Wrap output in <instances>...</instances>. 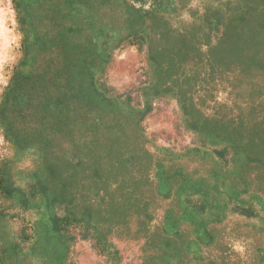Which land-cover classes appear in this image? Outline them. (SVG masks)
<instances>
[{"label": "trees", "instance_id": "trees-1", "mask_svg": "<svg viewBox=\"0 0 264 264\" xmlns=\"http://www.w3.org/2000/svg\"><path fill=\"white\" fill-rule=\"evenodd\" d=\"M16 1V6L19 5L18 10L22 12L24 19L22 24H24L25 33L27 34L25 47L28 59L24 62V68H30L34 65L31 67V71L26 70L30 72L24 70L23 73L15 74V77L19 76L21 78L22 83L29 80L33 84L27 87L30 103L22 108V112L26 113L30 110L31 113H37L42 118L40 124L36 125V130L31 134L28 132L26 138L30 140L31 145L38 146L42 152L41 159L47 160V166L44 164V173L37 168L26 173L25 176L30 180V185L24 194V199L21 201L24 209L31 211L33 209L43 210L42 221L44 222L40 221L39 224L32 226V232L36 233L38 237L44 234V241L40 247L37 246L38 250L36 252L33 251V257L39 258V256L42 257L40 254H43V257L46 258L37 261V263L66 264L68 239L62 231V227L67 217H70L77 222L86 224L96 234L98 240L107 247L106 251L109 253L110 249H113V254L117 257L121 258V254L115 246L110 244L112 234L124 231L121 229L128 228L131 221H137L138 229L143 231L145 244L148 243L150 247L146 264H205V250L215 247L221 239V234H212L210 228L225 223L222 221L224 207L222 204L211 207L209 205L210 201L204 199V196H206L205 191L210 194L212 189H223L231 201H249L254 206H256L255 201H258V196L251 193L249 181L243 174L252 161L248 152L243 148V142L235 141L231 136L223 134L217 129L219 126L206 125V123L191 119L185 107V96L179 92L180 90L159 82L160 72L157 67V60L150 52V58L156 64L157 93L167 92L178 99L188 127L203 139L206 143L205 147L213 148L212 151L205 152L202 147H196L185 154H176L158 149L154 155H158L160 158H156L146 147V144L149 145L150 141L146 139L140 129V115L135 117V121L133 120L132 135L135 138L128 137V126L114 120V114L117 117V115L123 113V110L118 103L112 100L111 95L107 93L96 77L106 66L107 56L105 51L107 49H115L124 41L137 35L147 36L149 43L153 31V19L174 13L176 0H160L159 2H157L158 0H132L139 5L151 3L150 8L146 11L143 6L135 7L131 0ZM112 7L121 10L125 15L120 23L114 19L115 17L108 22L100 19V10H107ZM238 8L239 6L227 2L221 9L217 8L209 11L211 19L220 16L226 21V38L234 32L233 21L238 22L237 29L241 28V30L249 33V28L253 27L255 32H259L256 25L250 22V12L248 10L247 12L244 10L242 14L229 17V12L235 14ZM42 19L44 20V37L43 34H40ZM52 19H57V24L62 26V30L66 32V39L51 44L52 38L55 37L52 33V27L48 25L50 23L48 20ZM103 37L105 39H102ZM93 38H98V40L94 39L95 42H92L91 39ZM87 46L93 49L92 56L81 62V58L78 59V56L72 54V49ZM43 55L44 58H42ZM40 60L43 61V66L48 65L50 71L54 69V73L50 72L51 74L48 76L44 71V78L33 79L32 75L36 72V63ZM78 63L86 64V70L90 72L88 78L92 90L89 93L101 97L100 100L104 101V107L101 108L99 104L102 103H97L86 90L77 91L76 79H80L79 75L81 74L75 72V68L71 65L74 66ZM54 77H58L60 81L65 79L63 87H66L69 93H65L66 95L62 98H56L54 102H48L44 88L47 87V83H54ZM45 79L47 81H44ZM58 87H60L59 84ZM87 94L88 99H86ZM54 96L52 93L51 97ZM66 96L70 99L68 102ZM76 97H79V99L84 97L86 101L88 100L86 103L88 110L93 107V111L100 109L105 113L104 120L107 119L105 125L103 123H91V121L84 123L82 126L78 125V122H67L69 110L66 108V104H74L76 107ZM92 98L95 102H91ZM12 100L14 101L10 93L5 103L8 105ZM9 122L8 128L16 129L15 122L13 120ZM0 128L4 131L5 126L2 121H0ZM102 128L107 129L109 136L104 131H100ZM113 128H116V132L113 131ZM67 130H70V133H65ZM78 130L82 133L81 135H79ZM9 139L10 136L8 135ZM222 144L226 145L223 151L215 149L217 145ZM224 152L232 153L230 159L232 163H229V160L224 163ZM197 153H201V158H210L217 168L212 169L201 178L191 177L181 169L159 174L156 172L149 178L146 177V183L148 184L149 179L154 180L158 186L154 187L153 193L171 202L165 211L164 221L171 213L174 216L175 211L172 208L174 204L181 207L182 202L183 204L189 202V194H192L190 187L197 186L196 193L201 195V199L203 196L204 210L202 217H200L201 221L197 223L203 243L197 240L171 237L173 235L168 233L165 225H163L164 222L156 227V219L150 214V204L147 202L139 204L132 201L130 205L124 208L125 205L122 203L123 199H126L124 193L136 196V192H132L128 188L129 186L132 187L131 184H136V182L133 183L132 179L139 181L135 177L153 169L161 170L164 162L181 161L186 158L192 159ZM72 159H75L76 162H72ZM232 168L235 174L230 175L228 172ZM2 182L0 179V189ZM120 183L121 187L119 188L117 185ZM173 183L177 189L173 187ZM124 184L128 187H125ZM163 186L168 188L164 193L161 191ZM53 187L58 188V192L53 199H49L48 192ZM180 189H185L187 192H184V194L179 193L178 190ZM15 190L14 186H8L5 192L14 193ZM89 196L91 199L87 202ZM91 201L95 202L96 206H93ZM58 206H62L64 209L65 215L63 217L59 216L57 212ZM138 210L144 213L140 220L136 215ZM262 210L264 211L263 207ZM186 216L192 218V220L195 219L190 213ZM214 221L218 224L213 227L210 224ZM43 225L44 229H42ZM51 240L55 241L56 246L49 243ZM46 242L49 244L47 246L49 249L44 247ZM195 245L198 246V249ZM19 250L18 246H15V242L7 250L8 258H14L11 264H21L23 262L17 257L20 256ZM195 250H197V252H194L195 254L200 252V258L192 256V252ZM184 251L188 254L186 257L182 256ZM259 253H262V262H264V249H260ZM207 264L219 263L217 260L211 259Z\"/></svg>", "mask_w": 264, "mask_h": 264}, {"label": "rangeland", "instance_id": "rangeland-1", "mask_svg": "<svg viewBox=\"0 0 264 264\" xmlns=\"http://www.w3.org/2000/svg\"><path fill=\"white\" fill-rule=\"evenodd\" d=\"M16 3V0H0V121L5 126L4 131L0 128V179L3 181L0 189V264H11L14 258H8L7 250L12 247L14 242L20 243L22 236L29 235L32 232L31 223L35 221V215L31 214V210L24 209L21 205L24 194L30 185V180L25 175L28 171L36 168L44 173V164L47 166V160L41 159L42 152L38 146L31 145L29 143L30 140L26 138L28 137V132L31 134L36 130V125L40 124L42 118L37 113H31L30 110L26 113L22 112V108L30 103L27 87L33 84L29 80H25L22 83L21 78L19 76L15 77V74L23 73L24 70L31 71V67L34 65L30 68H24V62L28 59L25 47L27 34L25 33L24 24H22V21H24L22 12L18 10L19 5L16 6ZM132 3L135 7H140L138 3L136 4L133 1ZM145 6L149 7L150 5L147 4ZM144 9L145 11L148 10V8ZM99 14L100 19H104L107 22L115 17L114 19L120 23L122 18L125 17L121 10H117L115 7L107 10L102 9ZM56 20H48L50 21L48 25L52 27V33L55 37L52 38L51 44L55 43V41L61 42L66 39V32L62 30V26L57 24ZM40 34H43L44 37L43 19ZM94 39L98 40V38H93L91 41L95 42ZM102 39L105 38L103 37ZM92 50L88 46L77 47L74 50L72 49V54L78 56V59L81 58L82 62L92 56ZM150 52L148 37L144 35L132 36L117 48L105 51L107 56L106 66L96 77L102 87L111 95L112 100L118 103L123 110V113L117 115V117L114 114V120L117 123L128 126L127 135L130 137L132 136V125L136 120L135 117L140 115V129L146 139L150 141V144H146V147L152 153H157L158 149H162L176 154H185L196 147H202L205 152L212 151L213 148L205 147L206 143H204L203 139L198 137L188 127L178 99L167 92L157 93L156 64L152 62ZM42 58H44V55ZM41 60L36 63V72L32 75L33 79L44 78L45 73L48 76L51 74L50 72L54 73V69L50 71L48 65L43 66V61ZM71 66L75 68V72L81 74L79 75L80 79H76L77 91H81V89L86 90L88 93L92 91L88 78L90 72L86 70V64L78 63ZM44 81L47 80L45 79ZM53 81V84L47 83V87L44 88L48 102H54L56 98H62L66 95L65 93H69L66 87H63L65 79L60 81L58 77H54ZM58 84L60 87L57 88ZM57 89L58 91H56ZM10 93L14 101L12 100L7 105L5 102ZM52 93L55 95L54 97H51ZM90 96L97 103H102L99 104L101 108L104 107V101L100 100L101 97L98 96V98L92 94ZM66 98L68 102L70 99L67 96ZM86 99H88V94ZM86 99L84 97L80 99L76 97V107L71 103V105L69 103H67L68 105L66 104V108L69 110L67 122H78V125L81 126L90 121L91 123H103L105 125L107 121V119L104 120L105 113L100 111V109L93 111V107L88 110L86 107L88 100L86 101ZM94 99L91 102H95ZM11 120L15 122L16 129L8 128ZM100 131H104L109 136L107 129L102 128ZM113 131L116 132V128H113ZM67 132L70 133V130L65 133ZM78 133L79 135L82 134L79 130ZM8 135L10 136L9 140ZM200 159L204 160L205 158L200 157ZM193 161L190 160L187 163L189 170L195 173L200 171L197 173H201L202 176L207 175L208 165L206 166L200 160ZM72 162H76V160L72 159ZM228 162L232 163V160ZM8 186H14V189L16 188L15 192L6 193L5 189ZM57 189L53 187L52 190H49V199H53L57 195ZM166 190L168 188L164 186L161 189L162 193L166 192ZM221 194V192L216 193L215 197L219 199ZM87 199L86 201L89 202L90 196ZM191 201L189 199V202ZM91 203L96 206L95 202L91 201ZM256 207L258 216H260L261 210L258 206ZM159 211L162 213L156 217V227L162 224L163 221L164 210L161 208ZM57 212L61 217L65 215L62 206L57 207ZM235 220H229L222 225L221 242L229 246L227 249L225 247L223 249V246L220 247H222V254L228 253L224 261H227V264L236 263V252L245 253V262L240 264H246V251L237 245L236 236L240 232L246 233L252 229L243 226L246 221L244 218L240 221ZM65 221L62 231L68 239L66 264H116L114 260L113 262L110 261V256H108L106 251L107 247L98 240L96 234L86 224L77 222L70 217H67ZM255 221H257L256 223L261 229L254 228L253 230L261 231L264 227V222L259 218L255 219ZM246 222L249 221L247 220ZM217 224L218 222L214 221L210 225L214 227ZM129 227L121 229L124 231L112 234L110 238L111 246H115L121 254V261L117 264H146L149 258L147 256L150 249L149 244H145L143 231L138 229L137 221H131ZM49 243H52V246H56L54 240ZM110 244L108 243V245ZM48 245V242L44 243V247L48 248ZM26 247L28 246L25 245L23 248L18 246L23 251H25ZM40 255L42 257L39 256V258H34L33 256L22 257L21 260L23 262L21 264H38L37 261H42V259L46 258L43 257V254Z\"/></svg>", "mask_w": 264, "mask_h": 264}, {"label": "flooded vegetation", "instance_id": "flooded-vegetation-1", "mask_svg": "<svg viewBox=\"0 0 264 264\" xmlns=\"http://www.w3.org/2000/svg\"><path fill=\"white\" fill-rule=\"evenodd\" d=\"M227 2L239 6L237 13L229 12V17L248 10L250 22L259 32H255L253 27L249 28V33L237 29L238 22L233 21L234 32L226 38V21L220 16L211 19L209 11L221 9ZM155 18L149 46L157 60L159 82L180 90L185 96V107L191 119L219 126L220 132L243 142V148L252 159L243 174L249 181L251 193L258 196V201H255L261 210L258 218L264 222V0H176L174 13ZM132 137L135 138L134 135ZM200 155L197 153L192 159L164 162L161 170L142 173L135 177L139 181L132 179L133 183L136 182L131 184L132 187L124 184L136 192V196L124 193V208L132 201L139 204L147 202L155 219L162 213L159 211L161 208L165 213L171 202L157 197L153 193L157 183L149 179L147 184L146 177L156 172L181 169L191 177L201 178L202 174L197 173L200 171L189 170L187 163L190 160H200L208 165L206 174L217 167L210 158L201 160ZM118 186L120 188L121 183ZM143 214L137 211L139 220ZM236 240L237 245L246 251V264H264L262 253H259L264 249V227L261 231L240 232ZM219 243L205 250V264L211 259L227 264L224 261L228 253L222 254L220 246L227 249L229 245L223 244L221 239ZM235 256L234 264L245 262V253L236 252Z\"/></svg>", "mask_w": 264, "mask_h": 264}, {"label": "crops", "instance_id": "crops-1", "mask_svg": "<svg viewBox=\"0 0 264 264\" xmlns=\"http://www.w3.org/2000/svg\"><path fill=\"white\" fill-rule=\"evenodd\" d=\"M160 0H158L157 2H159ZM132 2V0H131ZM147 5V4H145ZM145 5L142 4H138V6H143L144 8H150L151 3H148V5H150L149 7H146ZM139 8V7H137ZM226 145H217V147L215 148L216 150H220L223 151L225 149ZM224 158L223 161L224 163L227 162L228 160L231 159L232 153L230 152H224ZM234 168V167H233ZM233 168L230 169V171L228 172V174L230 173V175L235 174V172H233ZM32 171V170H30ZM173 187L176 188V185H174L173 183ZM177 189V188H176ZM190 189L192 190V194H189L188 199H191V202L181 204V207L177 206L176 204H174V206L172 207L173 210L175 211L174 216L171 215L164 221L163 225H165L166 230L168 231V233H171L173 236L171 237H179L176 239H188V240H197L198 242H202V236L198 231V227L197 223L201 221L202 214H203V196L201 199V195L197 194L196 191L198 190L197 186L193 187ZM211 193L208 194L205 191L206 196H204V199H208L209 205L211 207L214 206H220V204H222V206L224 207V210L222 212L223 216H222V221H224L225 223L228 222L229 220H235V221H240L241 219H245L246 221L248 220L249 222H244V227L246 228H250V229H261L259 228V226L257 225V221L254 222L255 219L258 218V213L256 211L257 207L253 205V203L249 202V201H231L227 195L225 194V190L223 189H212L210 190ZM218 192H221V197L220 199H217L215 197V194ZM179 193L184 194V192H187V190L185 189H180L178 190ZM177 193V192H176ZM186 197V196H185ZM37 206V205H36ZM210 206H208L210 208ZM171 208V210H172ZM35 215V221L33 223H31V225L33 226V224H39L40 221H42V215H43V210H38V209H33L31 211V214ZM192 214V216L195 218L194 220H192V218L187 217L186 214ZM165 214V213H164ZM253 214V216H252ZM250 215V216H249ZM234 218V219H232ZM163 219H164V215H163ZM32 221V220H31ZM224 223V224H225ZM44 224V223H42ZM161 225V224H160ZM158 225V226H160ZM31 226V227H32ZM157 226V227H158ZM219 225L215 228H210V231L212 234L216 235L222 232L223 230V226L222 228H220ZM42 229H44V225L42 226ZM22 240L20 241V243L15 242V246H20L23 248V246H28L25 248V251H23L22 249H20L19 251V255L17 256L20 259L22 258V256L24 257H29V256H34V252L33 251H37V246L40 247L44 241V234L41 235L40 237H38L36 235V233L31 232L29 235H24L21 238ZM17 240V239H16ZM37 241H40L37 243ZM19 244V245H18ZM196 249H198V246L195 245ZM194 247V249H195ZM183 248V247H182ZM184 250V249H183ZM181 250V251H183ZM200 250H202L200 248ZM194 252H197V250L192 252V256H196L197 258H200V252H198L197 254H195ZM186 254V255H185ZM17 255V254H16ZM22 255V256H21ZM188 254L184 251L182 252V256L186 257ZM108 256H110V261L116 262V264L121 261L120 257H117L113 254V249H110V252L108 253Z\"/></svg>", "mask_w": 264, "mask_h": 264}]
</instances>
